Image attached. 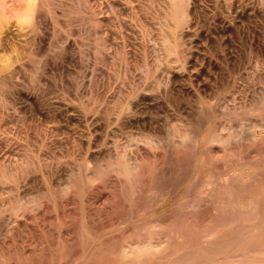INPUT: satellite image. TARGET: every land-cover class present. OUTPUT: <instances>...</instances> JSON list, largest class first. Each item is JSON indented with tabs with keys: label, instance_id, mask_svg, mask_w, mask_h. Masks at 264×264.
<instances>
[{
	"label": "rangeland",
	"instance_id": "374dc122",
	"mask_svg": "<svg viewBox=\"0 0 264 264\" xmlns=\"http://www.w3.org/2000/svg\"><path fill=\"white\" fill-rule=\"evenodd\" d=\"M187 3L0 0V264H264L171 261L239 236L264 185V0Z\"/></svg>",
	"mask_w": 264,
	"mask_h": 264
},
{
	"label": "bare ground",
	"instance_id": "6f19581e",
	"mask_svg": "<svg viewBox=\"0 0 264 264\" xmlns=\"http://www.w3.org/2000/svg\"><path fill=\"white\" fill-rule=\"evenodd\" d=\"M26 1V5H25V9H24V11H23V13H22V15H21V17H20V21L22 22V23H28L31 19H32V16H33V6H34V1L35 0H25ZM186 6V7H185ZM184 7H185V10H183V11H186L187 13H189L190 11H193L195 8H196V0H188V3L185 5ZM181 12V11H180ZM186 12H184L185 14H186ZM179 13V12H178ZM176 14V13H175ZM179 15H181L180 13H179ZM183 15V14H182ZM181 15V16H182ZM179 17V16H178ZM183 17V16H182ZM182 17H181V20H182ZM182 22V21H181ZM173 72V71H172ZM175 75V74H174ZM170 76H173V73H171L169 76H167V77H170ZM177 76V75H176ZM175 77V76H174ZM173 78V77H172ZM169 79V78H168ZM174 79H177V78H174ZM168 82H169V80H167ZM174 83V82H173ZM177 83V82H176ZM174 87V86H173ZM177 87H179V89L180 90H182V91H186V87H184V86H182V85H178ZM139 98H141L142 100H145L146 101V104L147 105H150L151 106V102H154V101H157L156 99H154V98H151V93H141V92H139V91H137V90H135L134 91V100L136 101V99H139ZM130 101H132V100H129V102L128 103H131ZM140 103V102H139ZM132 104V103H131ZM135 104H136V102H135ZM144 104V103H143ZM130 105V104H129ZM128 105V106H129ZM137 105V104H136ZM145 105V104H144ZM149 108V107H148ZM129 112V111H128ZM131 112V111H130ZM129 112V113H130ZM138 119V118H137ZM123 121L124 122H137V120H135V118H132L131 117V115L130 116H128V115H125V116H123ZM139 121V120H138ZM148 122V121H147ZM123 123V122H122ZM139 123V122H138ZM137 124V123H136ZM151 124V123H150ZM129 125H131V124H129ZM142 125V124H141ZM149 125V124H148ZM147 125V126H148ZM136 126V125H135ZM222 126H223V124H222ZM137 127V126H136ZM227 127V126H226ZM234 127V126H233ZM250 128L252 127V126H249ZM143 128V127H142ZM222 128H224V127H222ZM144 129V128H143ZM235 129V128H234ZM182 130V129H181ZM184 130V129H183ZM227 130H229V129H227ZM232 130H233V128H232ZM255 130V129H254ZM181 133H182V131H180ZM176 133H178V132H176ZM181 133H180V135H181ZM230 133V132H229ZM253 133V132H252ZM183 134V133H182ZM259 134H261V133H259ZM264 134V133H263ZM176 135V134H175ZM233 135H234V133H233ZM177 137H179V136H177ZM181 137H183V136H181ZM187 137V136H186ZM248 137V136H247ZM259 137V136H258ZM145 138H148V137H145ZM221 138H224L225 139V136H223V137H221ZM227 138V137H226ZM140 139V138H139ZM149 139V138H148ZM196 139V138H195ZM146 140V139H145ZM145 140L143 139V142H145ZM176 140H177V138H176ZM141 141H142V139H141ZM218 142H219V140H218ZM150 143H151V140H150ZM149 143V144H150ZM179 143V142H178ZM195 143H197V142H195ZM155 146H159V145H155ZM143 149V148H142ZM137 150V149H136ZM144 150V149H143ZM155 150V149H154ZM133 151V150H132ZM147 151V150H146ZM149 151V150H148ZM146 152L147 153V155H148V157L149 158H153V159H156L159 155L157 154V153H151V152ZM161 151V150H160ZM135 152H136V154H137V151H134V155H136L135 154ZM141 152V151H140ZM145 152V151H144ZM217 152H219V151H217ZM131 153V152H130ZM133 153V152H132ZM131 153V154H132ZM220 153V152H219ZM142 155V154H141ZM143 156V155H142ZM219 156V155H218ZM134 157V159H133V161L137 158L136 156H133ZM146 157V156H145ZM132 158V157H131ZM140 158H142V157H140ZM128 159H130V158H128ZM148 159V158H147ZM161 159H162V156H161ZM132 160V159H131ZM138 160H140L139 158H138ZM142 160H143V158H142ZM150 160H152V159H150ZM129 161V160H128ZM133 161H131L132 162V164H134L135 165V163H133ZM135 162V161H134ZM136 162H137V160H136ZM141 162H144V161H141ZM130 163V162H129ZM156 163V162H155ZM144 164V163H143ZM143 164H141V165H143ZM148 164V163H147ZM145 165V164H144ZM151 165V164H150ZM129 166V164L127 165V167H125L124 166V168H129L128 167ZM137 166V165H136ZM136 166H135V168H136ZM147 166V165H146ZM159 166H160V164H159ZM132 168V167H131ZM140 168V167H139ZM148 168V167H147ZM201 168V167H200ZM119 169H120V167H119ZM119 169H117L118 170V172H120L121 173V171L123 170L122 169V167H121V169L122 170H120L119 171ZM138 169V168H137ZM184 169V168H183ZM93 170V169H92ZM113 170H114V168H113ZM131 170V169H130ZM133 170V169H132ZM145 169L143 168V171H144ZM149 170H152V169H148V171ZM185 170V169H184ZM204 170H205V168H204ZM86 171H87V168H86ZM137 171V170H136ZM163 171H165V170H163ZM181 171V170H180ZM183 171V170H182ZM246 171V170H245ZM114 172H115V170H114ZM117 172V171H116ZM126 172H127V170H126ZM138 172H139V170H138ZM138 172H136V173H138ZM144 172H146V171H144ZM204 172V171H203ZM90 173V172H89ZM130 173V172H129ZM133 173V172H132ZM135 173V172H134ZM133 173V174H134ZM135 173V174H136ZM147 173V172H146ZM165 173V172H164ZM228 173H230V172H228ZM234 173V172H233ZM237 173H239V172H237ZM131 174V173H130ZM158 174V173H157ZM160 174V173H159ZM162 174V173H161ZM197 174V173H196ZM196 174L194 175V176H196ZM89 175V174H88ZM93 175V174H92ZM121 174H119L118 176H120ZM125 175V174H124ZM127 176H128V174H126ZM144 175H146V174H144ZM148 175V174H147ZM150 175V174H149ZM179 175V174H178ZM228 175V174H227ZM226 175V176H227ZM233 175V174H232ZM94 176V175H93ZM180 176V175H179ZM89 177V182H90V180H91V182L93 183V181L95 182V179H94V177H92L93 178V181H92V179H90V177L91 176H88ZM121 177H122V175H121ZM120 177V178H121ZM132 177V176H131ZM131 177H130V179H131ZM135 177V176H134ZM138 177V176H137ZM147 177V176H146ZM148 177H150V176H148ZM201 177V176H200ZM125 178V177H124ZM141 178V177H140ZM139 178V179H140ZM163 178V177H162ZM198 178V177H197ZM136 179V178H135ZM138 179V180H139ZM100 180V179H99ZM121 180V179H120ZM126 180H127V177H126ZM147 180V179H146ZM245 180V179H244ZM149 181V180H148ZM179 181V180H178ZM216 181V180H215ZM119 182V181H118ZM121 182H123V181H121ZM129 182V181H128ZM149 183V182H148ZM101 184V183H100ZM129 184V186H130V183H128ZM153 184V183H152ZM125 185H127L126 183H125ZM134 185V184H133ZM196 185L197 186H199V191L200 192H202V194H204L206 197H209V198H212V196H214V192H215V189H216V185H215V183L211 180V177L209 176V175H207L206 174V176H203L201 179H199L198 181H196ZM228 184H226L225 186H227ZM100 185H98V187H99ZM138 186H140L139 184H138ZM144 186V185H143ZM146 186V185H145ZM144 186V187H145ZM137 187V186H136ZM162 187V186H161ZM165 187V186H164ZM171 187V186H170ZM196 187V186H195ZM127 188V187H126ZM138 188V187H137ZM136 188V189H137ZM141 188V187H140ZM139 188V189H140ZM96 189V188H95ZM98 189V188H97ZM132 189V188H131ZM165 190V189H164ZM254 190H256V189H254ZM253 190V191H254ZM163 191V190H162ZM170 191V190H169ZM195 191V190H194ZM139 192V191H138ZM156 192V191H155ZM165 192V191H164ZM75 193V192H74ZM122 193H124V192H122ZM150 193H152V191L150 192ZM154 193V192H153ZM163 193V192H162ZM193 193H195V192H193ZM229 193V192H228ZM233 193V192H232ZM252 193V192H251ZM254 193V192H253ZM256 193V192H255ZM254 193V194H255ZM129 194V193H128ZM158 194H160V193H158ZM242 194V193H241ZM244 194V193H243ZM151 195V194H150ZM153 195V194H152ZM167 195V194H166ZM189 195H191V194H189ZM219 195V194H218ZM229 195H231V193H229ZM229 195H228V197H229ZM249 195H250V193H249ZM248 195V196H249ZM71 196H73V194L71 195ZM129 196V195H128ZM158 196V195H157ZM225 196L227 197V195L225 194ZM233 196V195H232ZM257 196V197H256ZM136 197V196H135ZM154 197H155V195H154ZM159 197V196H158ZM222 197V196H221ZM231 197V196H230ZM258 198V199H260V200H258V199H255V201H256V204H258V207H259V212H258V214L256 215V213H255V215H256V219H255V221L253 222V223H251V224H248V225H245L244 226V228H243V230H240V231H238V232H240L238 235L239 236H236L235 238H233L227 245H225L224 247H221L220 245H217L218 244V241L217 240H215L214 241V239L213 238H210L209 237V240L206 242V244H204V246H200L199 248H195V246H188V245H183L182 247H180L179 249H178V246H177V248L175 249V250H177L178 249V252L179 253H177L172 259H171V261H176V260H178V261H183V262H185V263H193V262H195L197 259H199V253H200V251H201V253H203V255H204V257H207V259H211V260H215V261H221V263H222V261H230V260H235V259H241V258H244L245 259V261H247V262H254V263H264V185L263 186H260L259 187V189H258V193L256 194V195H254V198ZM165 198V197H164ZM198 198V197H197ZM197 198H196V200H197ZM249 198V197H248ZM130 199V198H129ZM189 199H190V197H189ZM218 199V198H217ZM238 199V198H237ZM243 199H246V198H243ZM250 199H253V198H250ZM160 200H162V199H160ZM196 200H195V202H196ZM215 200V199H214ZM213 200V201H214ZM222 200H223V198H222ZM239 200V199H238ZM241 200V199H240ZM159 201V200H158ZM216 201V200H215ZM220 201V200H219ZM247 201H250V200H248L247 199ZM254 201V200H253ZM146 202V201H145ZM192 202H194L193 201V199H192ZM192 202H190V201H187V202H185L184 203V208H186V207H189V206H191L192 205ZM198 202V201H197ZM223 202V201H222ZM209 203V202H208ZM221 203V202H220ZM228 203V202H227ZM226 203V204H227ZM219 204V203H218ZM218 204H215L214 203V205H218ZM225 204V203H224ZM225 204V205H226ZM176 205V204H175ZM181 205V204H180ZM232 205H234V203L232 204ZM178 206V205H177ZM220 206L221 207H223V204L221 203L220 204ZM254 206V205H253ZM252 206V207H253ZM199 207V206H198ZM197 207V208H198ZM231 207H233V206H231ZM236 207L237 206H235V210H236ZM242 208L244 207V206H241ZM240 207V208H241ZM179 208H181V207H179ZM195 208V207H194ZM223 208H225V207H223ZM241 208V209H242ZM256 208H257V206L255 207V209L254 208H252L253 210H256ZM234 208H232V210H233ZM244 209H245V207H244ZM248 208H246L245 210H247ZM184 210V209H183ZM222 210V209H221ZM235 210H234V212H235ZM238 210H240V209H237V212H238ZM225 211V210H224ZM181 212V211H180ZM190 212H192V211H190ZM213 212V211H212ZM230 212V211H229ZM233 212V213H234ZM256 212V211H255ZM223 213V216H224V212H222ZM251 213V212H250ZM249 213V214H250ZM186 214V213H185ZM191 214V213H190ZM214 214V213H213ZM229 214V213H228ZM227 214V215H228ZM249 214H248V216H249ZM253 214V213H252ZM187 215V214H186ZM192 215V214H191ZM254 216V215H253ZM184 218H186V216L184 217ZM214 218V217H213ZM228 218V217H227ZM169 219V218H168ZM180 219V218H179ZM216 219V218H215ZM233 219V218H232ZM172 220V219H171ZM221 220V219H220ZM220 222V221H219ZM212 224V223H211ZM161 225V224H160ZM227 225V224H226ZM149 227V226H148ZM153 227V226H152ZM206 227V226H205ZM214 227V226H213ZM143 229H145V228H143ZM141 230V229H140ZM132 231V230H131ZM138 231V230H137ZM166 231H168V230H166ZM174 231V230H173ZM213 231V230H212ZM177 232V231H176ZM180 232V231H179ZM128 233V232H127ZM140 233V232H139ZM142 233V232H141ZM174 233V232H173ZM209 233V232H208ZM211 233V232H210ZM143 234V233H142ZM146 234V233H145ZM169 234V233H168ZM178 234V233H177ZM182 234V233H181ZM186 233H183V235H185ZM135 235H136V233H135ZM137 235H138V233H137ZM146 235H148V234H146ZM166 235H167V233H166ZM180 235V234H179ZM183 235H182V237H183ZM190 235V234H189ZM134 236V235H133ZM139 236V235H138ZM145 236V235H144ZM188 236V235H187ZM186 236V237H187ZM123 237V236H122ZM137 237V236H136ZM169 237V236H168ZM181 237V236H180ZM117 238V237H116ZM174 238H176V236H175V234H174ZM193 238V237H192ZM115 239V238H114ZM123 239V238H122ZM129 239V238H128ZM138 239V238H137ZM111 240V239H110ZM183 240H185V238L183 239ZM189 240H191V239H189ZM116 241V240H115ZM124 241V240H123ZM122 241V242H123ZM148 241V240H147ZM177 241H178V239H177ZM108 242V241H107ZM119 242H121V239L119 240ZM111 243V242H110ZM116 243V242H115ZM172 243H174V242H172ZM179 243V242H178ZM117 244V243H116ZM120 244V243H119ZM105 245V244H104ZM145 245V244H144ZM180 245V244H179ZM103 246V245H102ZM114 246H116V245H113V247ZM119 247V246H118ZM174 247V246H173ZM176 247V246H175ZM174 247V248H175ZM121 248V257H122V261H124L125 262V264H131V263H133V262H137V261H139V260H141L142 259V257H144V256H146L147 254H148V251L149 250H147V248H144V249H134L133 248V246H131V244H128V245H124L123 247L121 246L120 247ZM110 250H111V248H110ZM119 250V249H118ZM200 250V251H199ZM101 252H104L103 251V249L102 250H100ZM105 251H106V249H105ZM151 251H152V249H151ZM115 252V251H114ZM113 252V253H114ZM172 254H174V253H172ZM96 255V254H95ZM116 255V254H115ZM151 255V254H150ZM115 257V256H114ZM151 257V256H150ZM164 258V257H163ZM121 261V262H122ZM143 261V260H142ZM123 262V263H124ZM146 262V261H145ZM118 264H119V262H117ZM137 264V263H136ZM141 264V263H140ZM169 264V263H168ZM206 264V263H205Z\"/></svg>",
	"mask_w": 264,
	"mask_h": 264
}]
</instances>
